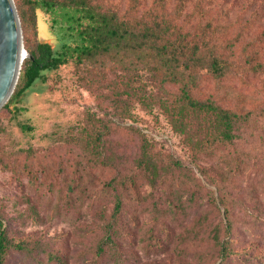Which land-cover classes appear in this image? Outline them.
<instances>
[{"label":"trees","instance_id":"obj_1","mask_svg":"<svg viewBox=\"0 0 264 264\" xmlns=\"http://www.w3.org/2000/svg\"><path fill=\"white\" fill-rule=\"evenodd\" d=\"M169 2L150 0L145 6L143 0H126L120 7L114 0H15L28 56L22 61L18 88L16 84L2 108L18 109L16 103L22 91L44 70L67 64L99 75L107 69H141L149 72L162 90L167 91L166 86L176 87L172 92L168 90L175 100L173 104L164 101L145 87L139 95L134 90L127 91L129 95L147 108L154 104L162 107L173 122V130L183 136L195 155L203 152L212 159L223 145L239 138L247 129L246 123L253 122V116L250 110L225 108L212 97L201 99V87L210 81L217 89L226 90L230 87L226 79L245 82L248 74H262L263 87L264 60L253 49L237 52L227 26L221 21L207 18L192 24L183 13L185 0H177L172 8ZM35 8L51 13L52 26L60 27L56 45L36 40ZM59 17H63L64 24L59 23ZM120 114L130 118L126 108ZM88 122L85 137L72 139L67 131L57 139L70 144L68 157L76 175L64 183L66 193L74 192L82 202L92 200L94 204L90 205L99 209L96 215L104 222V235L95 238L91 247V264H122L116 254L118 240L127 233V222L131 220L125 207L141 202L142 191L148 199L149 243L156 245L170 236L169 223L177 216V209L194 210L188 237L209 244L208 249L206 244L201 246L196 259L207 260L217 247L221 258L218 264H224L231 256L233 229L238 222L230 206L232 201L226 203V198L232 196L225 185L250 167V150L234 149L233 153L220 154L211 161L214 169L205 166V171H215L217 176L212 181L219 195L216 199L211 191L202 193L203 185L190 167L157 148L145 133L113 121L89 118ZM19 126L23 131L31 129L28 124ZM250 132L253 135V126ZM20 154L24 155L21 161ZM34 156L33 147L27 145L8 153L7 159L0 158V166L12 172L21 171L29 179L36 178L32 171H40L41 163L37 160L34 164ZM65 170L66 166L59 171ZM109 203L112 206L107 212L105 207ZM239 210L244 216L239 224L254 225L258 215L253 218L252 207L244 205ZM25 245L15 241L0 219V264L8 249H24ZM248 263L253 264V256L248 257Z\"/></svg>","mask_w":264,"mask_h":264},{"label":"rangeland","instance_id":"obj_2","mask_svg":"<svg viewBox=\"0 0 264 264\" xmlns=\"http://www.w3.org/2000/svg\"><path fill=\"white\" fill-rule=\"evenodd\" d=\"M114 1L120 7L126 2ZM176 1L170 0L169 8ZM149 2L143 0L145 6ZM183 13L192 24L207 18L221 21L227 26L237 52L253 49L258 58L264 60V0H185ZM34 14L36 40L56 45L60 27L52 26L53 15L42 8H35ZM62 18L57 19L64 24ZM245 79V82L226 79L225 83L230 86L226 90L217 89L206 81L198 93L201 99L212 97L225 108L250 110L253 116V122L246 123L247 129H243L239 138L223 145L218 152L220 155L233 153L234 149H248L252 154L250 167L225 185L232 196L226 198V203L232 201L230 206L238 222L232 234L233 250L224 264H250V256H253V264H264L263 75L248 74ZM18 81L19 75L16 84ZM143 87L171 104L175 100L170 92L176 87L166 86L167 91L162 90L145 70L107 69L99 75L67 64L42 71L33 84L22 91L16 103L18 109L0 107V158L7 159L8 153L30 145L34 149V164L39 160L40 168L45 169L32 171L36 172V178L29 179L21 171L12 172L0 166V219L15 241L26 244L24 249H8L3 264H91L94 261L91 247L95 238L104 235V222L96 215L99 209L90 205L94 204L92 200L82 202L74 192L66 193L68 188L64 183L76 175L71 171L72 159L68 157L70 144L57 139L60 133L67 131L72 139L85 137L90 127L89 118L113 121L120 126L131 125L145 133L157 148L193 170L203 185L202 193L211 191L219 198L212 182L217 178L215 171H205V166L214 169L211 161L218 155L212 159L203 152L195 155L183 136L173 130V122L162 107L154 104L147 108L127 92L134 90L139 95ZM239 97L242 99L237 105ZM124 108L130 112V118L120 114ZM22 123L30 125L31 129L23 131L19 126ZM19 158L23 160L24 155L20 154ZM64 166L66 170L59 171ZM141 197V202L125 207L131 220L127 222V233L118 240L116 254L122 264H218L221 261L217 247L211 250L212 256L207 260L196 259V252L206 243L188 237L194 210L177 209V216L169 223L170 236L163 238L162 244L149 243L146 233L148 199L143 191ZM244 205L252 207L253 218L258 215L254 225L239 224L244 219L239 209ZM111 206L107 204V212Z\"/></svg>","mask_w":264,"mask_h":264},{"label":"water","instance_id":"obj_3","mask_svg":"<svg viewBox=\"0 0 264 264\" xmlns=\"http://www.w3.org/2000/svg\"><path fill=\"white\" fill-rule=\"evenodd\" d=\"M26 56L14 1L0 0V107L13 92Z\"/></svg>","mask_w":264,"mask_h":264}]
</instances>
